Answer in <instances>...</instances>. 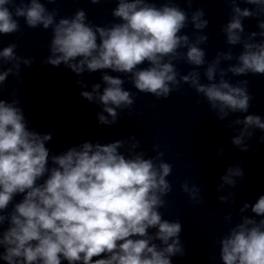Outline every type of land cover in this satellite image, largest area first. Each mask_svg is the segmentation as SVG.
Instances as JSON below:
<instances>
[{"label": "clouds", "instance_id": "1", "mask_svg": "<svg viewBox=\"0 0 264 264\" xmlns=\"http://www.w3.org/2000/svg\"><path fill=\"white\" fill-rule=\"evenodd\" d=\"M100 2L91 0L92 4ZM116 2L112 16L120 22L99 26L88 21L83 9L57 19L58 10H49L41 0H0V34L19 32L18 18H23L28 28L51 29L44 64H63L77 76L101 71L103 90L95 83L81 96L102 106L97 117L103 125L116 123L135 102L134 94L123 87L125 80L103 70L127 75L139 93L157 99L168 98L186 84L202 98L197 104L205 102L221 121L230 114L248 112L252 96L247 80L232 83L226 77L229 73L264 75V0H239L252 8L226 0L231 13L221 32L227 45H241L242 51L236 55L229 47L211 61L201 47L209 41L202 34L209 25L204 9L189 16L174 0L159 7L151 0ZM187 2L191 9L192 0ZM247 18L258 19L259 32L245 33ZM189 24L195 40L182 33ZM16 49L10 43L0 50V66L10 65L0 71V91L10 75L20 76L22 65L34 63L33 57L18 55ZM146 61L148 67H138ZM231 61L235 63L222 66ZM179 62L191 65V70L181 74ZM77 83L87 87L82 80ZM12 95L10 103L0 99V228L7 223L0 231V259L6 264H62V260L68 264H171V257L185 254L181 223L163 219L159 211L173 190L167 179L172 165L163 160L159 145L152 146L156 154L150 158L137 151L140 141L134 136L108 144L85 141L59 155L50 154L46 143L53 134L30 130L15 91ZM237 125L241 127L231 143L247 152L246 140L256 129L264 131V119L250 114L237 117L228 127ZM243 178L242 167L229 166L217 187L218 192L227 190V195H220L219 200L234 203L232 189ZM180 187L191 201L203 203L197 184L185 181ZM17 194H23V199L8 211ZM249 208L255 216L264 217V195L252 205L244 203L239 222L214 241L222 264H264V218L243 215ZM223 219L232 224L231 213ZM150 229L156 231L150 234ZM102 254L105 258L93 260Z\"/></svg>", "mask_w": 264, "mask_h": 264}]
</instances>
